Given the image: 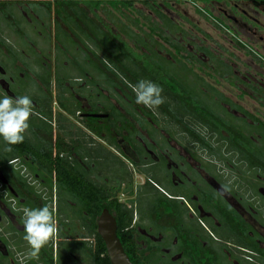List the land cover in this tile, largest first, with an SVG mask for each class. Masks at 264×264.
<instances>
[{
	"label": "flooded vegetation",
	"instance_id": "1",
	"mask_svg": "<svg viewBox=\"0 0 264 264\" xmlns=\"http://www.w3.org/2000/svg\"><path fill=\"white\" fill-rule=\"evenodd\" d=\"M140 75L159 107L135 102ZM5 95L34 105L22 143L0 137L12 264L90 261L75 183L102 186L134 264H264V0H0ZM46 205L58 231L32 259L23 209Z\"/></svg>",
	"mask_w": 264,
	"mask_h": 264
},
{
	"label": "clouds",
	"instance_id": "2",
	"mask_svg": "<svg viewBox=\"0 0 264 264\" xmlns=\"http://www.w3.org/2000/svg\"><path fill=\"white\" fill-rule=\"evenodd\" d=\"M199 7V5H196ZM83 82L77 77L75 83ZM135 94V102L148 108H157L165 100L162 95L163 88L150 80H139L130 85ZM33 102L28 95L16 98L7 95L0 98V137L7 145L22 143L30 127L29 119L33 113ZM10 150V149H9ZM23 226L25 235L23 239L29 246L28 257L38 259L41 249L57 234L58 227L54 212L49 206L41 208L23 209Z\"/></svg>",
	"mask_w": 264,
	"mask_h": 264
},
{
	"label": "trees",
	"instance_id": "3",
	"mask_svg": "<svg viewBox=\"0 0 264 264\" xmlns=\"http://www.w3.org/2000/svg\"><path fill=\"white\" fill-rule=\"evenodd\" d=\"M128 77L132 78L130 75ZM142 78L146 80V76ZM61 184L67 190H71L72 188L71 183ZM74 190L79 205V214L82 217L85 214L84 217L89 218L90 233L91 236H95L94 242L89 246L90 259L93 264H112L107 253L106 244L97 231L96 220L102 212V186L97 183H75ZM46 258L45 264H55L53 252H50Z\"/></svg>",
	"mask_w": 264,
	"mask_h": 264
},
{
	"label": "water",
	"instance_id": "4",
	"mask_svg": "<svg viewBox=\"0 0 264 264\" xmlns=\"http://www.w3.org/2000/svg\"><path fill=\"white\" fill-rule=\"evenodd\" d=\"M96 117L106 116L107 114H92ZM98 232L104 239L108 255L112 264H134L117 234L116 219L110 213L108 208H105L98 218Z\"/></svg>",
	"mask_w": 264,
	"mask_h": 264
},
{
	"label": "rangeland",
	"instance_id": "5",
	"mask_svg": "<svg viewBox=\"0 0 264 264\" xmlns=\"http://www.w3.org/2000/svg\"><path fill=\"white\" fill-rule=\"evenodd\" d=\"M109 58V57H108ZM109 61L113 64V66H111L110 65V63H108V64H106L104 67H106V68H120L121 67V65H119L118 66V62H121V63H125V64H123V66H127V67H133L134 65H133V63H132V61L131 60H124L123 62L121 61V60H114V59H109ZM108 61V62H109ZM103 63V62H102ZM72 71H74L72 74L73 75H75L74 73H76L77 71L76 70H72ZM97 72V71H96ZM114 73H116V71H113ZM46 73H44V75H45ZM77 74V73H76ZM131 76V75H130ZM102 77H104V75L102 74ZM132 77V76H131ZM140 77H145V76H143V75H140ZM127 79H128V81H132V78H130V77H128L127 76ZM103 81H105L104 80V78L102 79ZM108 82V84H109V81H107ZM108 102H110V100H109V97H107L106 95H103L102 94V103L104 104V105H107V103ZM95 109V108H94ZM98 109V107H96V110ZM113 115H120V112L118 111V110H113ZM90 238H91V240H95V236H90ZM92 243V242H91ZM70 244H71V242H70ZM77 245V244H76ZM75 245V246H76ZM77 249H79L78 247H76ZM60 256V257H59ZM59 258H63V254H62V251H61V253L59 254ZM57 257V258H58ZM74 260L72 259V258H69V260H65V259H63V261H64V263H66V264H93V262H92V260L90 259V261L85 257V256H83L80 252H78V251H75V253H74ZM61 259H59L58 260V262H59V264H62L61 263Z\"/></svg>",
	"mask_w": 264,
	"mask_h": 264
},
{
	"label": "crops",
	"instance_id": "6",
	"mask_svg": "<svg viewBox=\"0 0 264 264\" xmlns=\"http://www.w3.org/2000/svg\"><path fill=\"white\" fill-rule=\"evenodd\" d=\"M69 250L73 251V249L66 248V253L69 252ZM0 264H12L10 259L7 257V255H4L3 253H1V251H0Z\"/></svg>",
	"mask_w": 264,
	"mask_h": 264
}]
</instances>
